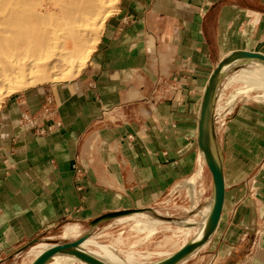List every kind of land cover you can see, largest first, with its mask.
<instances>
[{"label":"crops","instance_id":"1","mask_svg":"<svg viewBox=\"0 0 264 264\" xmlns=\"http://www.w3.org/2000/svg\"><path fill=\"white\" fill-rule=\"evenodd\" d=\"M262 44L264 0H121L78 79L0 106V264L63 225L169 196L202 165L211 73ZM216 129L222 208L177 264H264V105L236 106Z\"/></svg>","mask_w":264,"mask_h":264},{"label":"bare ground","instance_id":"2","mask_svg":"<svg viewBox=\"0 0 264 264\" xmlns=\"http://www.w3.org/2000/svg\"><path fill=\"white\" fill-rule=\"evenodd\" d=\"M46 1L40 2L43 4L39 5L37 0H0V98L27 82L61 77L70 79L74 76L84 66L96 44V37L95 43L91 45L88 43V35H91V31H95V26L102 25L112 0ZM106 4L108 5L105 6ZM247 53L249 54L235 51L221 59L205 88L210 98L207 101L204 99L201 101L199 114L201 128L198 133L200 151L198 154L202 155L204 163L206 162L217 169H220V151L207 118V113L215 101L213 97L216 83L228 71L242 68L245 64H252L257 67V71H241L229 76L227 80L248 82V86L252 88L254 86L264 88V55L254 52ZM65 66L69 68L67 74L61 70ZM254 81L258 82L254 83ZM257 98L261 99L262 97L258 96ZM217 100L219 101L218 98H216ZM201 172L202 168L198 165L193 177L187 181V187L192 196L195 194L194 184L200 178ZM215 199L216 189L213 182L212 198L207 209L203 208L204 211L200 212L201 220L199 222L190 218L183 221L175 220L176 228L173 235L177 236L178 234L180 237L193 235L194 238H191L187 245L191 248L205 243L204 241L210 237L214 229ZM136 217L143 220H136ZM162 218L165 217L152 214L150 209H137L119 216L115 222L131 221L133 230L153 234L158 224H169ZM106 219L107 217H104L100 221ZM79 235L77 225H66L61 232V237L64 240L74 239ZM78 238L76 242L66 244L65 247L58 250H53L56 246L52 244L36 243L28 248L27 257L32 258L31 264L37 262V264H71L70 256L78 261L80 258L90 257L96 264H126L122 263L121 259L115 255L102 256L100 260L89 254L85 250L86 246H96L99 249L104 247L95 242L94 235L81 234ZM202 246L194 250L190 249L189 252L197 251ZM52 251L54 253L51 256L48 255ZM169 258L167 255L150 264H167ZM42 259H44L43 262Z\"/></svg>","mask_w":264,"mask_h":264},{"label":"rangeland","instance_id":"3","mask_svg":"<svg viewBox=\"0 0 264 264\" xmlns=\"http://www.w3.org/2000/svg\"><path fill=\"white\" fill-rule=\"evenodd\" d=\"M39 1L40 0H37V4L39 5L43 4L44 2H47L46 0L40 1L43 3H40ZM120 1L121 0H112L109 3V7H108L109 12L107 13L103 21H105L106 18L109 17L115 11V8ZM107 5L108 4H106L105 6ZM103 9L102 11H104ZM101 26L102 25L95 26L94 27L95 31L93 30L94 33L93 31H91L90 32L91 35H88L89 37L88 43L90 45L95 43V39L98 38L100 34ZM255 51H261L264 54V45L262 44L258 46L252 52ZM84 67H82L74 76L70 77V79L67 77L65 78L61 77V78L44 80V81H34L30 83L27 82L25 85L19 86L14 90L10 91L9 93H7L5 96L1 97L0 106L6 99H9L11 97H20L21 95H26L31 90L37 87L68 85L79 78ZM68 69L69 68L65 66L61 70L64 74H67ZM245 70L257 71V67H255L252 64H245L244 66H242V68L232 69L228 71L225 75H222V77L216 83V87H215L216 89L213 97L215 101L212 103L208 116V122L211 125L215 137L217 133L216 132L217 124H219L221 122V118L224 115L230 113V111L234 107L236 106L240 107L243 105H256V106L264 105V99H263L264 88H257V86H254L252 88L248 86L249 84L248 82H239L233 79H231V81L227 80L229 76L235 75ZM257 82L258 81H254V83ZM256 96L257 97L261 96L262 98L258 99ZM216 98H218L219 101L218 100L216 101ZM199 151L200 150L198 146V152ZM199 157L202 162L201 165L202 172L200 178L194 184L195 194L193 196L190 194L187 187L188 186L187 181L189 180L188 178L193 177V175H191L190 177L186 176L182 178L180 181H178L171 188L169 192V196L160 199L158 202H156L155 205L146 208V209H150L151 213L156 216L158 215L165 217L162 219L168 221L169 224H163V223L158 224L155 228L156 231L153 234H150L148 232H138L136 230H133L131 221H126L123 223L115 222V220L118 217L109 218L104 221H100L92 226L91 224L94 221L93 220L89 223H84L82 225H79L80 235L78 237H80L81 234L83 235L92 234L96 237L95 242L103 245L104 247L102 246L103 248L99 249V247L96 246H86L85 250L89 254L95 256L100 260L102 256L115 255L116 257H119L121 259L122 263L150 264L156 262L160 258L165 257L167 255L168 257H172L181 249L185 248L188 245V243H190L191 238L193 239L194 237L193 235H188L187 237H183V236L180 237L178 236V234L177 236H174L173 231L176 228V224L174 223L175 220L183 221L190 218L195 222H199L201 220L200 218L202 217V214L200 212L201 211L203 212L207 208V205L212 198V190H213L212 175L206 162L205 163L203 162L201 154H199ZM141 219L142 218L140 217H136V220H141ZM64 226L65 225H63L50 238L41 239L39 241L27 245L25 249H22V251H20L21 256L18 258L17 262L15 261L16 262L15 264H31L29 258H26L28 252L27 250L29 247H31L36 243L44 242L58 247L65 244H69L71 242H76L79 239L78 237L68 240L62 239L61 232ZM192 226H194V224H192ZM197 251L195 250L194 252L188 255L189 256L195 255ZM69 262L71 264H80V263L88 264L80 260L78 261L77 259L71 256Z\"/></svg>","mask_w":264,"mask_h":264},{"label":"water","instance_id":"4","mask_svg":"<svg viewBox=\"0 0 264 264\" xmlns=\"http://www.w3.org/2000/svg\"><path fill=\"white\" fill-rule=\"evenodd\" d=\"M247 52L248 51H241L242 54H249ZM209 98H210L209 93L207 91H205L204 98H203L204 101H207ZM204 113H205V111H204ZM207 114L209 116V111H208ZM200 128H201V121H200V117H199L198 133L200 131ZM198 146H199V141H198ZM199 149H200V147H199ZM206 164H207V166H208V168H209V170L211 172L212 179H213V182L215 184V189H216V199H215V206H214V218H215L214 228H215L216 223H217V220H218V217H219V214H220V211H221V208H222V203H223V180H222L221 169H217L216 167H214L212 165H209L208 163H206ZM131 211H133V210L121 211V212H115V213H108V214L102 215L101 217L96 218L92 222V224L95 225L96 223L100 222V220L103 219L104 217H107V219L114 218V217H119V216L128 214ZM203 244L204 243H202L201 245H203ZM65 246H66V244L65 245H62V246H58V247H56L53 250H58V249L63 248ZM196 247H198V246H196ZM25 248L26 247H24L23 249H25ZM194 248H191L189 246H186L185 248H183L179 252H177L175 255H173L172 257H170L169 260H168V262H167V264H177L178 262H180V260L184 259L186 256H188V254H190V252H189L190 249L194 250ZM53 253H54V251H52L48 255L51 256ZM43 260L44 259H42V262H43ZM80 261H83V262L88 263V264H96V262L92 258H90V257L80 258Z\"/></svg>","mask_w":264,"mask_h":264}]
</instances>
